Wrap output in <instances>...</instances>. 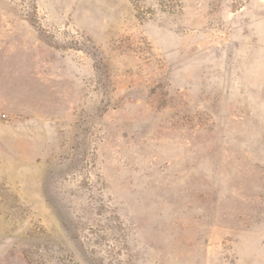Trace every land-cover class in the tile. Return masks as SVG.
<instances>
[{
  "label": "rangeland",
  "instance_id": "1",
  "mask_svg": "<svg viewBox=\"0 0 264 264\" xmlns=\"http://www.w3.org/2000/svg\"><path fill=\"white\" fill-rule=\"evenodd\" d=\"M0 264H264V0H0Z\"/></svg>",
  "mask_w": 264,
  "mask_h": 264
},
{
  "label": "built area",
  "instance_id": "2",
  "mask_svg": "<svg viewBox=\"0 0 264 264\" xmlns=\"http://www.w3.org/2000/svg\"><path fill=\"white\" fill-rule=\"evenodd\" d=\"M4 118H6L5 115H1V116H0V123L3 121Z\"/></svg>",
  "mask_w": 264,
  "mask_h": 264
}]
</instances>
